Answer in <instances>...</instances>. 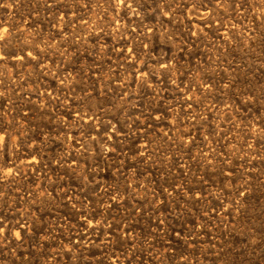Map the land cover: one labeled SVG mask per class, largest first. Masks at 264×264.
Instances as JSON below:
<instances>
[{
  "label": "rangeland",
  "instance_id": "1",
  "mask_svg": "<svg viewBox=\"0 0 264 264\" xmlns=\"http://www.w3.org/2000/svg\"><path fill=\"white\" fill-rule=\"evenodd\" d=\"M0 264H264V0H0Z\"/></svg>",
  "mask_w": 264,
  "mask_h": 264
},
{
  "label": "bare ground",
  "instance_id": "2",
  "mask_svg": "<svg viewBox=\"0 0 264 264\" xmlns=\"http://www.w3.org/2000/svg\"><path fill=\"white\" fill-rule=\"evenodd\" d=\"M53 10V9H52ZM181 23V22H180ZM145 32V31H144ZM107 47V46H106ZM112 52V51H111ZM121 53V52H120ZM190 55V54H189ZM19 58V57H18ZM14 60V59H13ZM12 60V61H13ZM17 60V58L15 59ZM28 60V59H27ZM18 62V61H17ZM21 65V64H20ZM165 66V65H164ZM169 69V68H168ZM151 71V70H150ZM60 75V74H59ZM38 76V75H37ZM141 100V99H140ZM95 115V114H94ZM57 120V119H56ZM87 122V121H86ZM108 129V128H107ZM92 130V129H91ZM64 135V134H63ZM105 136V135H104ZM94 137V136H93ZM137 143V142H136ZM107 148V147H106ZM128 148V147H127ZM109 149V148H108ZM135 150V149H134ZM74 164V163H73ZM15 169V168H14ZM15 172V171H14ZM31 180V179H30ZM51 206V205H50ZM72 216V215H71ZM7 225V224H6ZM91 239V238H90ZM76 241V240H75ZM104 242V241H103ZM9 243V242H8ZM87 249V248H86ZM109 253V252H108Z\"/></svg>",
  "mask_w": 264,
  "mask_h": 264
},
{
  "label": "snow or ice",
  "instance_id": "3",
  "mask_svg": "<svg viewBox=\"0 0 264 264\" xmlns=\"http://www.w3.org/2000/svg\"><path fill=\"white\" fill-rule=\"evenodd\" d=\"M121 2H123V0H121Z\"/></svg>",
  "mask_w": 264,
  "mask_h": 264
}]
</instances>
